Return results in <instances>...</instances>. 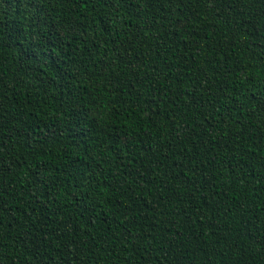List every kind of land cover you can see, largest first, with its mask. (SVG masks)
Returning a JSON list of instances; mask_svg holds the SVG:
<instances>
[{
    "label": "trees",
    "instance_id": "1",
    "mask_svg": "<svg viewBox=\"0 0 264 264\" xmlns=\"http://www.w3.org/2000/svg\"><path fill=\"white\" fill-rule=\"evenodd\" d=\"M0 264H264V0H0Z\"/></svg>",
    "mask_w": 264,
    "mask_h": 264
}]
</instances>
